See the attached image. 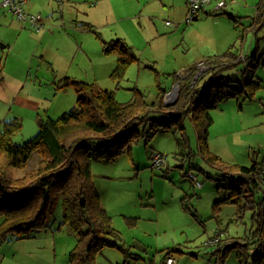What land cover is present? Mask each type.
<instances>
[{
	"label": "rangeland",
	"instance_id": "rangeland-1",
	"mask_svg": "<svg viewBox=\"0 0 264 264\" xmlns=\"http://www.w3.org/2000/svg\"><path fill=\"white\" fill-rule=\"evenodd\" d=\"M113 2L121 6L120 0H113ZM237 2L242 5V8H240L241 14L239 15L252 13L248 0H245L246 3L242 2V0H237ZM258 3L256 4V10ZM246 15L248 17L244 16L239 21L240 23L234 25L235 31L231 33L232 39L225 41L219 49L227 51L230 48H236L240 54H246L252 44L250 55L258 51L257 59L254 61L253 58H250L251 56L247 59L243 57L239 65L220 71L216 77L223 76L240 83L252 79L254 81L260 80L262 81V87L258 90L257 96L254 99L252 98L253 100L230 99L217 104L214 109L210 110L209 114L212 122L208 128L207 146L213 155L221 159L223 164L219 168L206 161L198 152L196 131L189 118L184 121L186 143L180 139V133L173 128L167 131L159 129L154 133L150 131V126H145V128L141 126L140 135L147 131L151 137H139L135 143H132L126 149L123 155L112 162L98 159L92 161V180L101 195L102 199L100 202L102 201V204L107 205L110 203L106 210H111L110 216L113 217L111 219L113 221L112 226L114 224L121 231H124L123 225L127 228L123 237L127 235L132 237L134 233L131 235L128 230L132 231L135 226L137 228L136 233L142 237L140 233L144 231L146 224L149 223L152 225V233H146L147 237L143 239L147 242H155V239H157L155 236L156 231L159 230L162 224L160 227L159 225L153 226L154 223L146 218L149 214H155L160 220L163 216L162 221H164L168 211L175 215L178 205L169 200H172L173 197L178 200L175 196L177 194H180L181 197L188 196L190 199L187 201L185 200L186 198H183L185 207L187 206L192 211L197 209L201 217H207V210H209L208 215H213V217L211 219L201 218V221L204 224L207 222V224L217 226V229L221 230L220 236H217L222 242L226 241V239L228 241L244 239L249 236V232L252 233L257 228L252 218L256 210H244L239 216L237 207L228 204L220 205L216 212L213 213L211 204L213 201L222 200L232 194L231 190H226L225 188L231 187L235 183L230 179L224 180L225 171L222 170L224 166L239 165L249 167L253 162H260L264 158V153L259 149L264 145V3L262 16L259 19L256 16L254 21L250 18L252 14ZM221 18H225L223 19L224 22L231 27L233 26L234 23L226 15H219L216 20ZM167 21L173 23L170 18H162L163 23ZM197 22L200 21H193L190 24ZM202 29L210 31L212 30V25L206 22ZM222 31L223 33L229 32V27L227 30V27L223 26ZM99 34L102 39L107 40L108 37L101 31ZM239 36H245V38L240 39ZM125 39L129 44L130 42L126 36ZM81 40L91 56L90 63L83 59L80 61L82 63L81 68L84 70L82 74L87 72L88 76L92 75L93 69L97 71V68L102 65L109 67L111 63L116 61L117 57L114 53L107 55L102 51V43L95 35L86 34ZM21 42L22 40L14 46V50L11 53L14 56L11 55L9 57L7 66L4 67L3 56L8 50L1 48L4 42L0 41V80L4 75L7 77L18 75L20 71L15 68L17 62L26 69L25 74L29 77V80L33 81V84L31 83V85L18 90V95H15L18 96L16 102L5 104L0 101V128L3 130L5 122L14 121V118L20 122V131L12 137L15 143H22L31 139L38 131L39 119H44L47 116L57 119L76 105L74 88L69 87L65 90H58L59 93L57 94V90L54 91L52 87L51 90H47L51 85L50 82L48 83L49 75L51 74L50 70L48 67H42L38 63L37 57H33L30 65L25 64L28 60V55L26 51L21 49ZM158 42L159 40L155 41L153 39L143 48H139L137 52L129 46L137 56L138 61H134L128 66L123 78L119 81L110 78L112 70L108 72L106 68L103 72H98L97 75L101 79L98 83L99 87L113 91L115 99L119 103L130 102L137 95V92L142 94L148 102H152L159 91L155 79L156 75L151 69L154 68L159 73L160 86L168 91L174 88L177 83L174 80L183 78L184 70L181 68L182 65H185L187 61H194L198 57L200 31L194 34L192 48L188 52H186L187 47L177 41H174L173 44L168 43L167 50H162L163 44H158ZM257 62L258 65L254 68ZM247 63L252 64V66L247 65ZM174 69L176 72H174ZM35 75L39 78V81H42V85L37 82ZM7 79L4 82H8ZM92 80L81 81L89 82ZM8 85L2 86L5 91L9 90ZM2 90L0 89V93ZM50 91L53 92L49 94ZM45 94L47 95L44 96ZM40 96H48V99L40 101L38 100ZM21 98L28 100L26 103L21 104ZM167 102L172 103L173 99ZM261 142L262 144H259ZM153 152H160L167 156L166 165L162 170L151 168L150 158ZM39 162L40 157L34 155L24 170L12 172L13 178L18 180L27 177L30 171L38 167ZM193 177L195 180H193ZM197 183L201 186H198ZM216 193H218V196L215 197ZM259 198L260 193L257 191L253 200L257 202ZM164 201H167V205H163ZM189 201H191L190 206L187 205ZM102 204L101 206H103ZM133 215H137L138 218H131ZM61 218L62 203L61 199H59L48 220L55 228L59 226V229L55 231L59 242L58 263L63 262L61 248L65 250L67 245L71 246L73 244L74 246L76 242V236L71 233L68 226L60 225ZM210 229L209 225L208 234L211 233L212 235ZM161 238L162 235H159L158 240H161ZM177 239L178 243H180L177 247L184 251L197 252V250H202L205 252L197 258L185 254L180 256L178 253L175 254V258L178 260L184 258L185 262L183 264H213L210 253L215 249V246H207L206 241L208 238L203 233H200L197 226L191 229L188 228L187 232L180 234ZM16 240L18 239H12L4 244L14 243ZM5 248L0 249V255H6V260L10 264L17 262V260H22L25 264H31L37 260H41L40 264H50V259H47L44 250L36 252L31 250L32 247L30 251L23 252L22 249L5 250ZM51 256L53 257V253ZM159 257H161V254ZM64 264H67L66 261ZM224 264H236V252L234 250H230L227 253Z\"/></svg>",
	"mask_w": 264,
	"mask_h": 264
},
{
	"label": "trees",
	"instance_id": "trees-1",
	"mask_svg": "<svg viewBox=\"0 0 264 264\" xmlns=\"http://www.w3.org/2000/svg\"><path fill=\"white\" fill-rule=\"evenodd\" d=\"M263 2L260 0L257 6L258 19L262 16ZM102 44L105 54L114 53L117 57L110 78L119 81L138 58L121 40H102ZM208 62L212 70L200 75L196 82L193 83L195 68L184 78L174 80L179 82L180 93L170 106L164 105L168 90L160 86L159 73L151 68L159 89L152 102L137 92L130 102L119 103L113 91L66 77L55 83V90L74 88L76 105L70 111L57 119L49 116L39 119L37 133L22 143L12 140L20 131V122H5L0 131V245L12 239L30 238L45 229L57 200L61 199L60 225H67L76 236V243L68 253V264H97V255L105 247L117 248L125 258L132 256L101 206L92 180V161L112 162L139 137H151L147 131L140 135L141 126H150L154 133L173 128L186 143L184 121L189 118L196 131L198 152L219 168L223 164L221 159L207 146L212 122L210 110L230 99L251 100L261 88V82L252 79L240 83L216 77L220 71L241 63L232 48ZM206 75L207 79L199 82ZM35 153L40 157L38 167L27 177L14 179L12 172L24 170ZM259 165L253 162L249 167L229 165L222 169L224 180H233L235 185L225 188L232 194L217 204L235 205L239 216L244 210H256L252 218L257 228L244 239L221 242L218 238L210 253L213 264H224L230 250L236 252V264H264V209L253 200L262 186ZM167 251L166 257L180 252L179 249Z\"/></svg>",
	"mask_w": 264,
	"mask_h": 264
},
{
	"label": "crops",
	"instance_id": "crops-1",
	"mask_svg": "<svg viewBox=\"0 0 264 264\" xmlns=\"http://www.w3.org/2000/svg\"><path fill=\"white\" fill-rule=\"evenodd\" d=\"M120 1L121 6H119L118 3L113 2V0H27L24 4L25 11H27L28 13H39L42 16L44 26L40 32L32 31L28 28V26H26V24L20 23L12 14L7 12L6 10H1L0 41L4 42V45H1V48H6L8 50L7 53L3 56V66H7L9 57L13 55L11 53L14 50V46H16V44H18L22 40L21 49L26 51V54L28 55V60L25 64L30 65L33 57H37L38 63L42 67H48V69L50 70L51 74L49 75L48 83L50 82L51 85L50 88H47V90H51L52 87L55 91V83L58 80L66 77L78 81L93 79L92 81L85 83H95L99 87L98 83L101 81V79L99 75H97L98 72H103L104 70H106V68L108 69V72L110 70H113L116 61L114 63H111L109 67L102 65L97 68V71L93 69L92 75L88 76L86 74L87 72H84L82 74V71L84 70L81 68V59L87 61L88 63L91 62L90 53L81 40L84 35H95L96 38L100 39L101 43L102 40L106 42L111 40H121L123 43L135 49L134 51L136 52L139 50V48H143V46L148 44V42L153 39L155 41L159 40L158 44H163L162 50L168 49V43L173 44L174 41H177L187 47L186 52H188V50L192 48V40L194 38V34L200 31L198 57L194 61H187L185 65H182L181 68H183L184 70L183 78L191 68H195L197 70V73L201 72L202 75L205 72L207 73L208 71L212 70L208 60L225 52L221 51L219 48L225 41H227L228 39H232L231 33L235 31L234 25L240 23L239 21L244 18V16L248 17V15L246 14H252L250 18L255 21L257 16L256 4L260 0H248L249 5L251 6L252 13H246L245 15H239L241 14L240 8H242V5H240L237 0H225L226 6L221 10V12H219V14H217L216 16H209L205 14L199 18L200 22H197L195 24L186 22L187 0ZM242 2L246 3L245 0H242ZM219 15H226L227 18H229L234 23L233 26L231 27L229 24L224 22L223 19L225 18L216 20ZM163 17L170 18L173 23L167 21L170 23V25H166L167 22H162ZM206 22L212 25V30L209 31L207 29H202ZM223 26L227 27V30L229 27V32L223 33ZM100 31L106 37H108L107 40L102 39L99 34ZM125 36L129 40V44L126 42L127 40L125 39ZM239 37L240 39L245 38V36ZM251 48L252 44L249 46V50L246 54H240L236 50V48L232 49V51L237 54L238 61H242L243 57H245L246 59L252 56L250 55ZM257 54L258 51L253 54L255 57L253 59L254 61L257 59ZM30 57H32V59H30ZM15 68L20 71L18 72V75H10L8 77L4 75L0 80V89H3L0 93V101L5 104L16 102L18 96L15 95H18V90L20 88H25L27 85H31V83L33 84V81L29 80V77L25 74L26 69H24L23 66H20V64L16 62ZM174 72H176L175 69ZM207 77L208 75L203 77L201 83L202 81L206 80ZM6 78L9 79H7L8 82H4ZM35 79L37 80V82H39L40 85H42V81H39V78L36 77V75ZM260 82L262 83V81ZM7 85L9 86V90L5 91L2 86ZM51 92L53 91H50L49 94H51ZM57 93L59 92L57 91L56 94ZM47 94H45L44 96H46ZM256 96L257 95H255V97ZM47 99L48 96H40L38 98V100L40 101ZM27 100L28 99L21 98V104L26 103ZM15 119L16 118H14V121ZM1 130L2 129L0 128V131ZM259 144H262V142ZM259 149L264 153V145ZM34 155H36V153L33 154L32 157ZM263 160L264 158L257 163H261ZM193 180H195L194 177ZM97 192L101 200L102 198L98 189ZM175 196L178 198V200L174 199V197L172 198V200H169L178 205L177 213L175 212V215L171 214V212L168 211L165 215L164 221H162L163 216L160 220L155 214H149L146 218L148 221L154 223L153 226L159 225L160 227L161 224L163 225V227L161 225L159 230L156 231L157 233L155 236L157 239H155V242L151 243L143 239L147 237L146 233H152V225L149 223L146 224L144 231L140 233L142 237H140L136 233V226L133 229L134 231L128 230L131 232V235L132 233H134L132 237H128V235L123 237L124 231L127 230L125 225H123L124 231H121L113 224L114 229H116L120 233L122 245L125 249L129 250L130 254L134 256L125 258V255L122 254V252L117 248L105 247L101 249L97 255V264H123L125 262L128 264H164V259L167 255L168 249L180 250V252H172L170 254L174 258L175 254L177 253L179 254V256L185 254L191 257L194 256L195 258L200 256V254L205 253L202 250H197V252H188L182 250L180 247H177L180 244L178 243V236L180 234H183L184 232H187L188 228L191 229L194 226H197L200 233H203L207 236V244V242L215 234L220 236L221 230L217 229V226L207 224V222L204 224V222L201 221V218L211 219L213 217V215H208L209 210H207V217H201V214H199V211L197 209L192 211L190 210V208L188 209L187 206V208L185 209V202H183V198H186L185 200L187 201L190 199L188 198V196L185 195L184 197H181L180 194H177ZM216 196H218V193L215 194V197ZM199 199L201 198L199 197ZM166 202L167 201H164L163 205H167ZM217 202L218 201H213L211 203L213 213L216 212L220 205H228L217 204ZM109 204H102V207H104L103 209L106 211L107 215L111 217V210H106ZM190 204L191 201L187 203V205L189 206ZM136 217L138 218L137 215L131 216V218L135 219ZM112 218L113 217H111V219ZM111 222L113 221L111 220ZM137 224L139 225V223ZM209 225L211 228L210 230L212 231V235L211 233L208 234ZM58 229L59 226L55 228L51 225V223L48 222V226L45 229L37 232L30 238L18 239L14 243L11 242L10 244L3 243V245H0V249L6 247L5 250L22 249L23 252H28L30 251V248L33 247L31 250H35L36 252L44 250L46 252L47 259H50V264H64L65 261L68 264V252L69 250H71L70 248H73V244H71V246L67 245V248H65V250L61 248L63 252V262L58 263L59 242L55 233V231H57ZM159 235H162L161 240H158ZM219 240L222 242L220 238ZM226 241H228V239H226ZM202 249L204 248L202 247ZM52 253L53 257L51 256ZM160 254L161 257H159ZM1 257L0 264H10L6 260V255H3ZM184 262V258H180L179 260L176 259V264H183ZM40 263L41 260H37L36 262L33 261V263L31 264ZM13 264L25 263L22 260H17V262Z\"/></svg>",
	"mask_w": 264,
	"mask_h": 264
},
{
	"label": "built area",
	"instance_id": "built-area-1",
	"mask_svg": "<svg viewBox=\"0 0 264 264\" xmlns=\"http://www.w3.org/2000/svg\"><path fill=\"white\" fill-rule=\"evenodd\" d=\"M27 0H0V11L6 10L12 14L20 23L26 24L34 32H40L43 29L42 16L39 13H28L24 9ZM226 6L225 0H187L186 22L191 23L199 20L203 15L216 16ZM166 25H170L169 22ZM167 156L160 152L151 154V168L162 170L166 165ZM259 174L262 181L258 200L260 207L264 209V160L259 165ZM199 186L200 184L197 183ZM218 242V236L215 234L208 242L207 246H214ZM164 264H176V259L169 255L165 257Z\"/></svg>",
	"mask_w": 264,
	"mask_h": 264
},
{
	"label": "water",
	"instance_id": "water-1",
	"mask_svg": "<svg viewBox=\"0 0 264 264\" xmlns=\"http://www.w3.org/2000/svg\"><path fill=\"white\" fill-rule=\"evenodd\" d=\"M201 75V72L197 73L194 80H193V83L197 80V78ZM179 90H180V86H179V82H177L174 86V88H172L168 93L167 95L165 96L164 98V105L165 106H170V105H173L176 101H177V98H178V95H179ZM170 99H173V102L172 103H169L167 101H169Z\"/></svg>",
	"mask_w": 264,
	"mask_h": 264
}]
</instances>
